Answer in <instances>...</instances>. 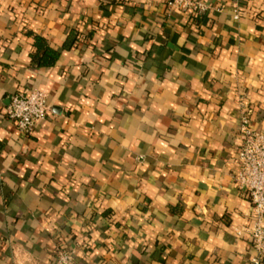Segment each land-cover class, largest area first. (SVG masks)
I'll list each match as a JSON object with an SVG mask.
<instances>
[{"label": "crops", "instance_id": "0c3cea01", "mask_svg": "<svg viewBox=\"0 0 264 264\" xmlns=\"http://www.w3.org/2000/svg\"><path fill=\"white\" fill-rule=\"evenodd\" d=\"M201 1L0 0V264H254L233 175L242 115L264 130V0ZM32 89L24 134L5 108Z\"/></svg>", "mask_w": 264, "mask_h": 264}, {"label": "built area", "instance_id": "2783aa9c", "mask_svg": "<svg viewBox=\"0 0 264 264\" xmlns=\"http://www.w3.org/2000/svg\"><path fill=\"white\" fill-rule=\"evenodd\" d=\"M166 5L192 15L201 14L207 8L201 0H167ZM48 108L46 93L32 89L13 95L5 108V114L20 132L28 134L36 123L45 118ZM239 133V168L233 179L238 188L247 194L252 204L255 217L249 228V236L257 251V256L252 258V262L260 264V256L264 252V130L251 125L250 112L247 110L241 117ZM50 264H76L73 250L57 249Z\"/></svg>", "mask_w": 264, "mask_h": 264}, {"label": "trees", "instance_id": "16d2710c", "mask_svg": "<svg viewBox=\"0 0 264 264\" xmlns=\"http://www.w3.org/2000/svg\"><path fill=\"white\" fill-rule=\"evenodd\" d=\"M35 52L32 59L39 65H51L55 62L58 52L53 50L40 36L34 37Z\"/></svg>", "mask_w": 264, "mask_h": 264}]
</instances>
